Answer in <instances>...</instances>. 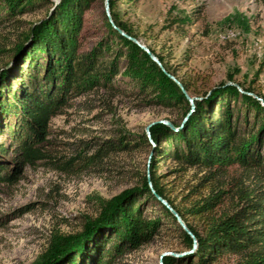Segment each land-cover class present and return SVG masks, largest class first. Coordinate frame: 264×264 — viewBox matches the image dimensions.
Returning a JSON list of instances; mask_svg holds the SVG:
<instances>
[{
	"label": "rangeland",
	"instance_id": "374dc122",
	"mask_svg": "<svg viewBox=\"0 0 264 264\" xmlns=\"http://www.w3.org/2000/svg\"><path fill=\"white\" fill-rule=\"evenodd\" d=\"M59 3L60 0L39 2L26 14L2 21L0 50L4 52H0V71L7 63L10 68L13 66L14 56L9 49L20 34L46 19ZM106 3L109 6L110 0H89L85 16L87 50L95 43L92 37L102 32ZM113 3L119 21L132 30L139 43L161 56L172 72L190 84L187 95L195 99L190 106L202 94L222 85H233L264 106V0H113ZM0 13L4 15L3 11ZM12 69L16 72L17 68ZM114 85L117 87L114 91L98 88L75 97L69 108L53 117L45 138L49 143L41 148L44 158L33 162L21 164L23 157L18 156L17 144L8 134L10 128L20 126L19 117H0V165L19 166L13 182L0 183V264H33L47 246L52 231L64 234L80 231L86 220L96 216V198L109 200L134 189L138 175L147 173L154 153L138 144L132 153L111 155L104 164L84 170L70 169L61 162L78 154H91L96 145L120 135H125V139L147 137V130L156 122L182 126L188 118L190 112L183 116L179 109L147 107L129 97L125 94L129 86L120 82V78ZM6 90L5 87L2 93L4 100L15 103ZM248 123H252V116ZM253 152L257 166L251 170L236 166L202 187L198 183L206 172L199 168L180 171L176 163L160 161L157 175L169 198L181 209L207 196L211 189L219 188L224 191L222 203L210 217L223 212H244L251 205L238 198L242 191L249 193L251 204L264 196V140ZM233 178L238 181L233 182ZM143 209L149 217L161 215L147 203ZM161 219V230L149 244L117 257L114 264H161L163 253L184 264H196L192 257L197 247L194 238L191 237L192 247L188 249L175 226L167 218ZM187 220L203 234L205 220L192 216H187ZM244 258L243 252H229L204 264H243Z\"/></svg>",
	"mask_w": 264,
	"mask_h": 264
},
{
	"label": "trees",
	"instance_id": "16d2710c",
	"mask_svg": "<svg viewBox=\"0 0 264 264\" xmlns=\"http://www.w3.org/2000/svg\"><path fill=\"white\" fill-rule=\"evenodd\" d=\"M48 1L0 0V12L4 13H0V26L3 20L26 14L37 3ZM88 3L89 0H60L46 19L22 32L9 49L14 59L11 68L7 63L0 71V98L3 99L0 117H19L20 126L9 127L8 134L17 144L18 156L23 157L21 164L44 158L41 148L49 143L45 138L50 120L69 108L75 97L98 88L114 91L118 78L129 86L125 94L147 107L179 109L183 116L191 110L178 86L138 45L120 36L106 15L102 32L92 37L95 43L90 50L86 49ZM114 5L110 0L113 23L139 42L132 30L119 21ZM147 49L190 94V84L172 72L161 56ZM5 87L15 103L4 100ZM250 116L252 123L249 124ZM172 125L178 130L154 124L148 129L147 137L125 139V135H120L118 139L96 145L91 154H78L61 162L70 169L84 170L104 164L111 155L132 153L138 144L154 153L149 159L147 173L138 175L134 189L109 200L97 197L96 216L86 220L80 231L65 234L52 231L47 246L33 264H114L117 257L149 244L161 230L162 216L175 226L190 249L193 239L155 199L149 183L193 235L197 247L192 257L196 264L211 263L229 252L245 253L243 264H264V196L251 204L249 193L242 191L244 194L241 192L238 198L251 205L246 211L223 212L218 217H210L209 214L222 203L223 190L213 188L207 196L181 209L169 198L157 175L160 161H172L180 171L199 168L206 172L198 183V187H202L204 183L212 184L227 175L236 166L251 170L257 166L254 147L264 140V106L237 87L222 85L194 101V109L182 126L175 122ZM18 172V165L13 168L0 165V183L13 182ZM236 181L238 179L233 178V182ZM145 203L161 215L157 218L145 215ZM187 216L206 221L203 234L188 223ZM253 226H257L256 229L252 230ZM177 263L184 264L170 256L161 258V264Z\"/></svg>",
	"mask_w": 264,
	"mask_h": 264
},
{
	"label": "water",
	"instance_id": "95a60500",
	"mask_svg": "<svg viewBox=\"0 0 264 264\" xmlns=\"http://www.w3.org/2000/svg\"><path fill=\"white\" fill-rule=\"evenodd\" d=\"M107 1V0H106ZM105 10H106V17L108 19V22L109 24L111 25V27L117 31V33L126 38L127 40L135 43L136 45H138V47L140 49H142L144 52L147 53V55L149 56V58L157 64V66L163 71V73L170 79L172 80L177 86L178 88L180 89V91L182 92V94H184L185 98L188 100L189 103H193V98H190L187 93L185 92L183 86L181 85V83L174 77L172 76L171 74L167 73L163 67L161 66L159 60L143 45H141L135 38H132L130 36H128L126 33H124L121 29H119L114 23H113V20L111 19V16H110V11H109V6H108V3L105 4ZM194 109V106L192 105L191 106V111L190 113L187 115V117H189V115L191 114V112L193 111ZM158 124H163L165 126H167L170 130L172 131H177L178 129L173 127V125H171L169 122L167 121H159V122H156ZM147 136H148V130H147ZM149 188L151 189L155 199L157 201H159L172 215L173 217L176 219V222L177 224L181 227V229L187 234L189 235L190 237L193 238V235L191 234V232L187 229V227L185 226V224L182 222L181 218L179 217V215L167 204V202L162 199L160 196H158L157 194H155V192L153 191L152 187H151V184L149 183ZM164 256H171L169 253H163L161 255V258L164 257Z\"/></svg>",
	"mask_w": 264,
	"mask_h": 264
}]
</instances>
